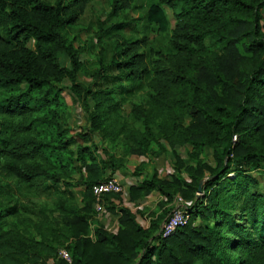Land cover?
Returning <instances> with one entry per match:
<instances>
[{
  "label": "trees",
  "instance_id": "1",
  "mask_svg": "<svg viewBox=\"0 0 264 264\" xmlns=\"http://www.w3.org/2000/svg\"><path fill=\"white\" fill-rule=\"evenodd\" d=\"M93 1L0 0V177L9 179L0 184V264H264L255 176H264V0H153L143 19L166 36V51L137 31L136 0H107L85 84L84 50L67 31ZM64 92L85 113L83 128L64 124ZM129 155L146 159L131 200L156 192L161 211L144 228L120 209L118 230L96 228L92 241L91 187ZM161 156L173 173L159 178L149 167ZM75 187L84 189L80 206ZM54 195L52 208L32 201ZM176 197L191 203L189 220L163 237Z\"/></svg>",
  "mask_w": 264,
  "mask_h": 264
},
{
  "label": "rangeland",
  "instance_id": "2",
  "mask_svg": "<svg viewBox=\"0 0 264 264\" xmlns=\"http://www.w3.org/2000/svg\"><path fill=\"white\" fill-rule=\"evenodd\" d=\"M152 2L153 0H136L135 7L130 14L136 20L135 24L137 31L147 34L154 48H156L157 50L161 49L162 51H166V47H167L166 36L162 34H157L156 28L153 26L150 27L149 29V26H146L145 21L143 19L148 5ZM109 10H110V6L107 0H94L93 3L90 5V7L87 9L80 23L76 27H73L67 31L69 37L74 39V46L78 50L81 49L84 50L80 57L83 63L82 71L80 72L78 77V80L81 83H85V84L89 83L91 80L90 77L93 70L97 69L96 58L99 50L98 47L95 46L96 43L94 40V32H95L94 25L96 23L97 18L104 20L107 17ZM166 14L169 20V30H172L175 25V19L173 13L171 10L166 8ZM146 85H147V81H145L143 84L134 87L133 93H131L129 96L126 97L128 98V101L123 104V111L125 114H128L131 111V102H137L139 99L138 97L145 96V93L147 91ZM63 101L65 102V106H66V112L63 120L64 124L72 128V130L76 128H83L86 125L85 113L81 109H78L75 100L67 92L63 93ZM160 158H165L164 162H166V160L168 162L167 157L163 156ZM160 158L156 160H159L160 162L161 161ZM168 171L173 173V169L172 170L168 169ZM255 176L260 182V185L262 186L264 184V176L262 177V174L259 173H255ZM7 181H9L8 178L0 177V184L5 183ZM77 188L80 187H75L70 190L76 204L78 202L75 199V193L73 191H75ZM57 198H59V195L58 196L54 195L49 197L43 196L40 198H34L32 199V201L36 205L41 206L44 204L46 207L52 208ZM170 206H167L166 209L169 208L170 212H172L175 207L172 204H170ZM155 210H156L155 212L161 211V209H158L157 206ZM93 230L94 229L89 227L88 238L92 241H94V239H92L90 236L91 235L94 236ZM47 264H52V261H48Z\"/></svg>",
  "mask_w": 264,
  "mask_h": 264
},
{
  "label": "crops",
  "instance_id": "3",
  "mask_svg": "<svg viewBox=\"0 0 264 264\" xmlns=\"http://www.w3.org/2000/svg\"><path fill=\"white\" fill-rule=\"evenodd\" d=\"M100 151H97L96 154H99ZM163 157V156H161ZM166 157V156H165ZM160 158V157H159ZM158 159V158H157ZM159 160H152L151 166L149 167V171H151L152 167L156 170L158 177H164L167 174H172L168 169H171V161L170 158L167 157L168 162H164L165 158H160ZM143 161L146 159L143 156L138 155H129L124 165L120 168H117L114 173L111 169L107 170V176L110 174L113 177H116L120 180L123 185V192L118 196H114V194H109L104 196L103 198V212L97 213L95 211V203L92 201L91 203V214L88 220L89 227L92 229L102 228L107 232H116L119 227V217H120V209H128L132 214L136 215V221L144 228L149 226L151 217L150 212L156 209L157 203L160 202L163 198L160 197L156 192H152L147 195L144 199H137L132 201L130 198L129 187L135 185L140 182L141 177H137L133 175V172L141 165ZM166 166V167H165ZM165 171V172H164ZM167 171V172H166ZM164 172V173H163ZM84 189L77 188L75 191V199L79 205L82 203V193ZM185 201L182 198L176 197L174 201L171 203L174 205V209H178L183 205ZM139 212V213H138ZM94 231V230H93ZM93 233V232H92ZM94 239V236H90Z\"/></svg>",
  "mask_w": 264,
  "mask_h": 264
},
{
  "label": "built area",
  "instance_id": "4",
  "mask_svg": "<svg viewBox=\"0 0 264 264\" xmlns=\"http://www.w3.org/2000/svg\"><path fill=\"white\" fill-rule=\"evenodd\" d=\"M91 192L94 197L95 211L97 213L103 212V198L109 194H121L123 192V185L116 177H110L105 181L95 184L91 187ZM191 205L190 202H184L181 207L174 209L165 219L162 224L161 230L163 237H167L175 232V230L185 224L189 220V214L186 211ZM57 257L70 263L71 257L65 249H59Z\"/></svg>",
  "mask_w": 264,
  "mask_h": 264
},
{
  "label": "water",
  "instance_id": "5",
  "mask_svg": "<svg viewBox=\"0 0 264 264\" xmlns=\"http://www.w3.org/2000/svg\"><path fill=\"white\" fill-rule=\"evenodd\" d=\"M202 184H203V181H201V182L199 183V186H198V189H197V196H199L200 193H201V191H202Z\"/></svg>",
  "mask_w": 264,
  "mask_h": 264
}]
</instances>
